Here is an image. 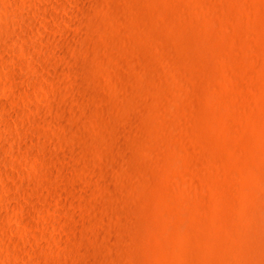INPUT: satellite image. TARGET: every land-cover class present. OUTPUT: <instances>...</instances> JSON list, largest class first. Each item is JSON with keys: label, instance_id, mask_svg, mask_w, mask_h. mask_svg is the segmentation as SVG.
<instances>
[{"label": "rangeland", "instance_id": "1", "mask_svg": "<svg viewBox=\"0 0 264 264\" xmlns=\"http://www.w3.org/2000/svg\"><path fill=\"white\" fill-rule=\"evenodd\" d=\"M0 264H264V0H0Z\"/></svg>", "mask_w": 264, "mask_h": 264}]
</instances>
